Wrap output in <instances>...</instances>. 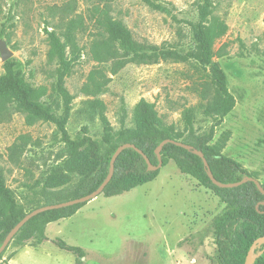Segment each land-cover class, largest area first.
Returning a JSON list of instances; mask_svg holds the SVG:
<instances>
[{
	"label": "rangeland",
	"instance_id": "obj_1",
	"mask_svg": "<svg viewBox=\"0 0 264 264\" xmlns=\"http://www.w3.org/2000/svg\"><path fill=\"white\" fill-rule=\"evenodd\" d=\"M155 10L141 0H114L112 15L121 20L139 43L175 50L187 62L128 64L117 74L111 64L94 54L96 30L89 21L85 0H5L0 7L1 46L11 53L31 87L35 100L62 118L71 97L66 130L72 140L83 129L96 140L103 155L115 143L106 136V119L113 135L132 129L133 109L142 99L155 103L160 117L188 134L183 115L195 109L194 130H209L210 116L201 110V94L209 71L193 55L197 43L191 24L199 21L202 0H155ZM212 18L227 26L214 50L226 46L224 57H215L236 99V107L216 128L212 144L240 163L264 183V0H212ZM84 17L85 31H78L80 55L70 74H64L54 56L46 30L69 42L65 23ZM68 58L71 50L66 49ZM9 59V60H10ZM0 49V77L4 75ZM98 73L96 82L90 80ZM96 83L102 88L98 89ZM0 115V171L4 186L14 193L27 212L40 198V185L64 163L62 134L56 124L35 121L12 105ZM225 205L210 191L182 174L173 161L159 169L158 177L130 192L99 196L74 216L50 224L48 242L22 248L9 246L0 264H8L20 250H28L30 264H75L72 254L59 250L60 238L81 247L84 264H222L218 256L213 219ZM194 235V238L187 239ZM183 242V244H181ZM33 254V255H32ZM33 257V259H34ZM32 260V259H30Z\"/></svg>",
	"mask_w": 264,
	"mask_h": 264
},
{
	"label": "trees",
	"instance_id": "obj_2",
	"mask_svg": "<svg viewBox=\"0 0 264 264\" xmlns=\"http://www.w3.org/2000/svg\"><path fill=\"white\" fill-rule=\"evenodd\" d=\"M0 0V7L2 2ZM89 6V21L96 34L94 54L98 60L111 64V73L117 74L128 64H157L160 61L183 63L188 57L175 50H163L161 47L137 42L119 19L112 15L114 0H85ZM150 8L164 10L155 0H141ZM212 0H202L198 4L199 21L191 24L194 40L197 43L193 59L201 68L209 71V79L204 83L201 94V110L210 116L213 124L209 130L197 134L194 130L195 109L185 111L183 121L188 132L186 136L176 129L174 124H167L156 110L155 103L140 100L133 109L132 129L121 130L113 135V129L106 119L105 134L114 138L112 144L102 155L99 143L83 129V136L72 140L66 130L70 114L71 97L66 91L67 109L62 118L56 117L49 108L38 103L24 75L18 69L14 59L4 63L5 73L0 77V115L6 114L8 105L16 112L22 113L35 121L56 124L62 134L64 144L63 165L40 185L39 196L34 199L33 210L46 205L64 203L87 196L96 191L107 178L112 156L123 144H133L149 158L154 166L159 164L156 149L167 140L182 141L194 149L202 151L208 162L173 144H166L162 151L163 167L173 161L178 170L196 180L200 187L210 191L225 205L212 221L218 256L222 264H245L253 243L264 238V195L259 185L249 179L257 178L242 165L222 154L223 146L213 143L216 128L236 107V99L228 88L225 72L215 57H224L225 48L214 50L215 43L225 35L227 26L218 18H212ZM85 19L81 15L65 23L69 42L62 43L55 31L46 30L54 56L58 59L64 74H70L74 63L80 55L76 35L85 31ZM82 31V32H83ZM2 31H0V40ZM70 48L71 58L66 49ZM98 73L93 72L90 80L96 82ZM98 89L102 88L96 83ZM209 172L221 183H238L246 180L241 186L223 189L213 184ZM159 175V170L150 171L142 155L134 149H126L115 162L114 174L104 189L102 196L111 198L152 182ZM264 189V183L261 184ZM101 196V195H100ZM87 203L41 213L32 218L14 237L9 246L22 248L27 245L41 246L49 241L47 228L50 224L74 216ZM258 207V208H257ZM32 210V211H33ZM30 212L18 202L12 191L5 188L4 178L0 171V247L9 232ZM194 238L191 235L187 241ZM52 244L59 250L72 254L75 264H84L86 253L83 248L70 246L60 238ZM183 244V242H181ZM8 246V247H9ZM7 250V249H6ZM6 250L0 256L2 262ZM262 252V254H260ZM254 264H264V245L254 252Z\"/></svg>",
	"mask_w": 264,
	"mask_h": 264
},
{
	"label": "water",
	"instance_id": "obj_3",
	"mask_svg": "<svg viewBox=\"0 0 264 264\" xmlns=\"http://www.w3.org/2000/svg\"><path fill=\"white\" fill-rule=\"evenodd\" d=\"M0 49H1L2 60L4 62L8 61L11 58V53H9L7 51V49L5 48L4 45L1 46ZM166 144H173V145H176V146H178L180 148H183V149H185L187 151H191L194 155L199 156L203 160L204 165L208 168V162L205 159V156H204L203 152L199 151L198 149H194L191 145L186 144V143H184L182 141H174V140H170V139H167V140L163 141L159 145V147L156 149V155H157L158 160H159V164L157 166H154L151 163V161L149 160V158L143 153V151L138 149L135 145L129 144V143L123 144L116 150V152L112 156L111 163H110L109 174H108L107 178L105 179V181L100 185V187L96 191H94L93 193H91V194H89L87 196H84V197H81V198H78V199H74V200H70V201H67V202H64V203L42 206V207L37 208V209L31 211L30 213H28L7 235L5 241L3 242L2 246L0 247V256L8 248V246L13 241V239L17 235V233L35 216H37V215H39L41 213L47 212V211L59 210V209L75 206V205H78V204L89 203V202L97 199L100 195H102L104 189L110 183V181H111V179L113 177L115 162L118 159V157L122 154L123 151H125L126 149H134V150H136L140 155H142L144 157V159H145V161H146V163H147V165L149 167V170L150 171H157V170H159L160 168L163 167V160H162L161 151H162L163 147ZM209 176H210V178H211V180H212L214 185H216V186H218L220 188H223V189L236 188V187H239L243 183L246 182V180H244V181H241V182H238V183L225 184V183H221V182L217 181L210 172H209ZM249 180L256 182L259 185V188H260L261 192L264 195V189L261 187V184L257 180H255L253 178H251ZM263 205H264V203H263ZM262 245H264V238L258 239V240H256L253 243V245H252V247H251V249L249 251V255H248V258H247L245 264H254V261H255L254 252L256 251L257 248H259ZM260 254H262V252Z\"/></svg>",
	"mask_w": 264,
	"mask_h": 264
},
{
	"label": "crops",
	"instance_id": "obj_4",
	"mask_svg": "<svg viewBox=\"0 0 264 264\" xmlns=\"http://www.w3.org/2000/svg\"><path fill=\"white\" fill-rule=\"evenodd\" d=\"M33 257L31 256L30 258V252L28 250H20V252L17 253L16 256L12 260H10L8 264H30L31 261L33 262L35 260V257L34 259Z\"/></svg>",
	"mask_w": 264,
	"mask_h": 264
}]
</instances>
